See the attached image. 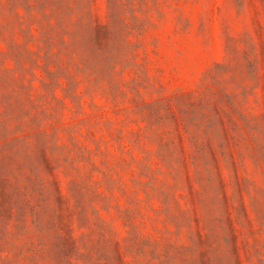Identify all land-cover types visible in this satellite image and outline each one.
Masks as SVG:
<instances>
[{"label": "rangeland", "instance_id": "1", "mask_svg": "<svg viewBox=\"0 0 264 264\" xmlns=\"http://www.w3.org/2000/svg\"><path fill=\"white\" fill-rule=\"evenodd\" d=\"M0 264H264V0H0Z\"/></svg>", "mask_w": 264, "mask_h": 264}]
</instances>
